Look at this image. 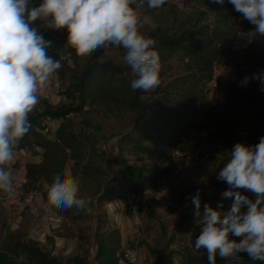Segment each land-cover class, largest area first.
Wrapping results in <instances>:
<instances>
[{"label": "trees", "instance_id": "16d2710c", "mask_svg": "<svg viewBox=\"0 0 264 264\" xmlns=\"http://www.w3.org/2000/svg\"><path fill=\"white\" fill-rule=\"evenodd\" d=\"M190 3L191 11L185 18L177 19L165 29L156 39L155 49L160 57V70L175 56L182 60L181 71L174 74L168 81L160 83L154 92L148 94L140 90L132 91L130 87V66L115 65L110 61L88 62L78 74L82 91V104L69 108H56L53 119L66 118L73 112L85 108L87 99L90 103L113 104L114 106L136 111L131 127L122 134L121 142L130 145L133 153L145 156L147 159L171 157L174 149L193 135H200L207 145L217 142H228L237 134L238 127L252 125L253 136L244 143L254 145L264 137V91L257 80H250L246 86H240V81L252 75L248 70H241L240 76L229 78V88L226 100L213 104L210 100L209 83L216 66H233L243 58L249 69L251 64L261 60L264 64V37H257L252 42L246 40L244 33L255 28V25L243 19L233 5L226 2L215 4L213 0H184ZM167 4V3H166ZM158 9H148L154 12ZM35 27V26H34ZM39 33L44 31L39 28ZM52 45L48 54L62 61L64 54L75 57L77 51L66 46L67 36L51 39ZM248 46L249 51L244 50ZM110 47V46H109ZM107 48H101L95 54L103 53ZM253 49V50H252ZM256 50V51H254ZM250 52L253 57L250 56ZM260 54H258V53ZM249 53V54H248ZM124 72L129 75L125 77ZM164 72V71H163ZM148 94L146 98L143 95ZM46 117H42V123ZM32 127L21 140L16 151L28 150L39 154V162L26 164V181L20 186V194L38 189L41 180L47 183L45 195L55 173L65 169L69 160L74 161L71 171L80 180L82 177L105 174L102 167H92L84 163V156L89 140L85 134L75 133L61 124L57 134L48 137L42 132L39 116L28 117ZM41 124V126H40ZM203 134V136L201 134ZM109 161V160H107ZM170 165H158L147 171V181L154 184L168 175ZM125 177L120 172L111 173L102 188L99 203H108L122 199L126 193ZM122 187L121 189H119ZM228 185L219 181L209 190H199L201 200V216L191 214V220H200L204 205L219 207L222 212L230 210L234 197L222 195ZM197 190L188 194L193 197ZM255 199L254 194L245 192ZM57 209V208H56ZM59 210L66 217L78 219L82 215L75 214L71 209ZM107 210L98 212L96 216L95 234L99 264H118V251L122 244L121 231L118 227L107 229ZM199 234V225L192 227ZM240 240L243 237H231ZM10 253L28 255L35 264H86L81 257H76L71 263L60 262L52 257L50 252L37 245L21 239L7 247ZM3 253V252H2ZM0 253V254H2ZM191 264H209L208 258H190ZM215 264H264L252 260L247 253H240L236 259L223 260L216 258Z\"/></svg>", "mask_w": 264, "mask_h": 264}, {"label": "rangeland", "instance_id": "374dc122", "mask_svg": "<svg viewBox=\"0 0 264 264\" xmlns=\"http://www.w3.org/2000/svg\"><path fill=\"white\" fill-rule=\"evenodd\" d=\"M32 2L38 5L42 0ZM189 4L184 0H167V4L154 12H149L147 5H143L139 9L142 24L140 31L156 41L161 32L174 21L189 15L192 10ZM33 26L44 31L46 40L68 36L66 28H44L41 21ZM245 49L249 51L248 46ZM124 54L125 50L117 46H110L103 53L94 52L91 55L77 53L73 57L64 54L62 67L46 82L52 86L54 99H45L41 87L38 92L39 103L28 117L39 116L42 123L43 116L53 118L52 112L56 108L82 104L83 93L78 79L82 67L88 62L103 61L126 67L128 65L123 59ZM249 55L253 57L251 52ZM251 67L249 69L243 58L233 66L221 65V87L210 97L211 102L217 104L226 100L231 74L238 78L241 70H248L251 75L264 70L261 60H257L256 64L252 63ZM181 68L182 60L177 55L160 70L161 83L168 81ZM131 76L133 77L132 70ZM152 92L154 90L148 94ZM148 94L142 98H146ZM85 104L82 111L56 119L55 134L61 124L75 133L85 134L89 147L85 151L84 163L92 167H102L106 171L105 174L84 176L80 180V195L91 198V211L85 214L71 208L82 217H66L50 204L45 195L47 188L41 186L40 182V186L37 185L39 194L30 202L26 201L25 193L10 198L6 193L0 192V253L3 252L0 254V264H35L26 254L7 251V247L18 239L50 252L60 262L71 263L74 258L81 257L86 264H99L101 260L97 256L95 224L100 208L108 212L107 229L118 227L121 231L122 244L118 251V264H127L122 259V253L129 247H134L138 252L137 264H191L190 258H208L206 250H194L197 234L192 227L198 226L199 220H191L189 217L196 209L188 193L192 190L213 188L220 181L217 175L226 163L228 152L237 142L248 141L253 136L252 125L258 126L260 122L247 125V128L239 126L237 134L228 142L207 145L200 135H193L183 140L174 149L171 157L147 159L133 153L130 145L120 139L131 127L137 115L136 111L113 104H92L88 99ZM69 161L72 163L70 171H73L74 161ZM160 164L170 165L171 171L158 182L149 184L146 176L148 169ZM116 172H120L126 179L128 185L124 192L127 195H141L138 208L134 211L126 198L125 202L116 199L112 206L99 203V196L109 175Z\"/></svg>", "mask_w": 264, "mask_h": 264}, {"label": "clouds", "instance_id": "9594fccd", "mask_svg": "<svg viewBox=\"0 0 264 264\" xmlns=\"http://www.w3.org/2000/svg\"><path fill=\"white\" fill-rule=\"evenodd\" d=\"M214 2L223 5L226 0ZM227 2L255 25L243 38L252 41L264 37V0ZM166 3L167 0H42L34 5L32 0H0V192L10 198L17 194L11 167L16 149L32 127L28 116L39 103V89L62 67L60 60L48 54L52 41L33 25L41 21L44 28H66V46L80 55H91L109 46L122 47L123 59L134 77L130 80L132 91L148 93L160 86V57L155 40L140 31L139 9L145 4L150 9H160ZM250 80L259 81L260 91H264V70L245 76L240 86ZM228 153L217 179L228 185L222 195L234 197L233 203L227 212L220 210L223 205H204L194 250H206L209 264H215L218 255L223 260H233L240 253L264 262V137L254 145L237 142ZM245 192L254 194L255 199ZM47 197L62 211H91V198L80 195V179L68 168L53 175ZM192 203L195 215L200 217L199 190Z\"/></svg>", "mask_w": 264, "mask_h": 264}, {"label": "built area", "instance_id": "2783aa9c", "mask_svg": "<svg viewBox=\"0 0 264 264\" xmlns=\"http://www.w3.org/2000/svg\"><path fill=\"white\" fill-rule=\"evenodd\" d=\"M220 66L221 65L216 66L215 71H214V75H213V77L209 83L210 97H213V95H215V92L217 90H219L221 87V81H220V78H221L220 70H221V68H220ZM41 92H42L43 97L47 100H53L55 97V95L53 93L52 86L48 85L47 83H45L42 86ZM56 128H57V122L55 119H53L51 117H46L44 119V121L42 123V132L44 135H46L48 137H53L55 135ZM14 165H15V162H12V164H11L12 169H14ZM71 165H72V163L70 161H68L65 166H66V168H68L70 170ZM21 184H15L16 192H17L16 195H18V194L20 195ZM1 193H3V192H1ZM38 194H39L38 189H35V190L29 192L28 194H26V201H28V202L32 201L33 199H35L37 197ZM125 198L129 202L131 210L134 211L138 208L139 200L141 199V195L139 193H130L120 200L125 202ZM114 201L115 200L109 201L107 204H109V206H112ZM122 259L127 264H137V261H138L137 250L134 247L126 248L122 253Z\"/></svg>", "mask_w": 264, "mask_h": 264}, {"label": "crops", "instance_id": "0c3cea01", "mask_svg": "<svg viewBox=\"0 0 264 264\" xmlns=\"http://www.w3.org/2000/svg\"><path fill=\"white\" fill-rule=\"evenodd\" d=\"M40 160H41V156L39 154H34L33 152L25 150V149L16 151L15 158L13 161L15 162V165H14V169H12L13 174H14V183L21 184L25 182L26 181V164L28 162H39ZM19 165L21 166L18 167ZM40 183H41V186H44L47 188V183L45 180H41Z\"/></svg>", "mask_w": 264, "mask_h": 264}]
</instances>
